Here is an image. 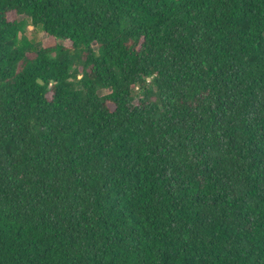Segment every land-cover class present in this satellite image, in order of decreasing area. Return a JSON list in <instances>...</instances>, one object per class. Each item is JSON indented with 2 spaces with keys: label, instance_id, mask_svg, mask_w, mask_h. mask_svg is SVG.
<instances>
[{
  "label": "trees",
  "instance_id": "1",
  "mask_svg": "<svg viewBox=\"0 0 264 264\" xmlns=\"http://www.w3.org/2000/svg\"><path fill=\"white\" fill-rule=\"evenodd\" d=\"M0 264H264V0H0Z\"/></svg>",
  "mask_w": 264,
  "mask_h": 264
},
{
  "label": "rangeland",
  "instance_id": "2",
  "mask_svg": "<svg viewBox=\"0 0 264 264\" xmlns=\"http://www.w3.org/2000/svg\"><path fill=\"white\" fill-rule=\"evenodd\" d=\"M8 18L20 19L23 17L15 15L14 13H9ZM25 20H26V24L25 26H23V32L27 36V38L33 39L34 41L44 46L52 45L55 42V40L51 36L46 35L39 27H32L31 25L28 24V20L27 19Z\"/></svg>",
  "mask_w": 264,
  "mask_h": 264
}]
</instances>
